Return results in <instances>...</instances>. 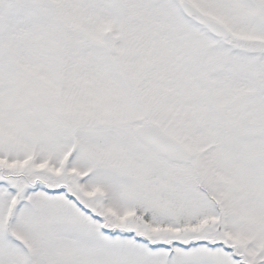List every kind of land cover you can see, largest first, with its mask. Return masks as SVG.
<instances>
[{
	"label": "snow or ice",
	"instance_id": "1",
	"mask_svg": "<svg viewBox=\"0 0 264 264\" xmlns=\"http://www.w3.org/2000/svg\"><path fill=\"white\" fill-rule=\"evenodd\" d=\"M0 264H264V0H0Z\"/></svg>",
	"mask_w": 264,
	"mask_h": 264
}]
</instances>
